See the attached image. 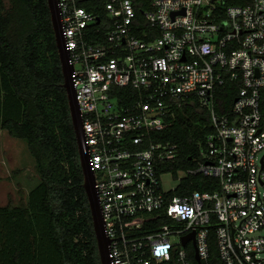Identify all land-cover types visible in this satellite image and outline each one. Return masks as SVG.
I'll return each mask as SVG.
<instances>
[{
    "label": "built area",
    "instance_id": "obj_1",
    "mask_svg": "<svg viewBox=\"0 0 264 264\" xmlns=\"http://www.w3.org/2000/svg\"><path fill=\"white\" fill-rule=\"evenodd\" d=\"M57 1L111 263L264 264V0ZM193 101L212 131L186 175L220 183L172 196L157 134Z\"/></svg>",
    "mask_w": 264,
    "mask_h": 264
},
{
    "label": "trees",
    "instance_id": "obj_2",
    "mask_svg": "<svg viewBox=\"0 0 264 264\" xmlns=\"http://www.w3.org/2000/svg\"><path fill=\"white\" fill-rule=\"evenodd\" d=\"M106 1L79 4L103 14ZM151 1L133 0L139 15ZM233 88L220 93L219 112L232 104ZM0 130L26 141L40 176L27 201L0 205V264H102L49 0H0ZM211 131L208 110L185 104L157 134L178 145L165 169L195 168ZM219 183L190 173L172 196L213 191ZM211 250L216 258L214 241Z\"/></svg>",
    "mask_w": 264,
    "mask_h": 264
},
{
    "label": "water",
    "instance_id": "obj_3",
    "mask_svg": "<svg viewBox=\"0 0 264 264\" xmlns=\"http://www.w3.org/2000/svg\"><path fill=\"white\" fill-rule=\"evenodd\" d=\"M49 5H50L51 12H52L53 25H54V29H55V33L57 37V43H58L60 55H61L62 67H63L64 76H65V87L68 90L72 119H73V123H74L75 130L77 133L80 158H81V163H82L84 175H85L84 186L86 188L90 206H91L94 229H95V233L97 237L100 257H101L102 264H112L111 258H110V249H109L110 240L107 237V234L105 233V223L103 219L100 200H99L96 185H95L94 172L89 163L88 145H87L86 138H85V131L83 127L80 107H79V104L76 98V90L74 87L73 76H72L73 66L69 62V52L66 47L65 36L63 33L60 7L58 5L57 0H49ZM194 237H195L194 232H192L189 235L184 236L183 243L186 244L190 238L194 239ZM196 258L198 259L199 264H201L197 249H196Z\"/></svg>",
    "mask_w": 264,
    "mask_h": 264
},
{
    "label": "rangeland",
    "instance_id": "obj_4",
    "mask_svg": "<svg viewBox=\"0 0 264 264\" xmlns=\"http://www.w3.org/2000/svg\"><path fill=\"white\" fill-rule=\"evenodd\" d=\"M185 175V170L163 174V188L175 189ZM39 181L35 159L26 141L10 136L6 130H0V205H16L27 201L30 190Z\"/></svg>",
    "mask_w": 264,
    "mask_h": 264
}]
</instances>
